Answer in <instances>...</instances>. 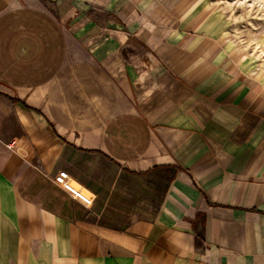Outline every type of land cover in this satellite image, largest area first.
<instances>
[{
  "label": "crops",
  "instance_id": "crops-1",
  "mask_svg": "<svg viewBox=\"0 0 264 264\" xmlns=\"http://www.w3.org/2000/svg\"><path fill=\"white\" fill-rule=\"evenodd\" d=\"M228 27L218 0H0V264H264V29Z\"/></svg>",
  "mask_w": 264,
  "mask_h": 264
},
{
  "label": "rangeland",
  "instance_id": "rangeland-1",
  "mask_svg": "<svg viewBox=\"0 0 264 264\" xmlns=\"http://www.w3.org/2000/svg\"><path fill=\"white\" fill-rule=\"evenodd\" d=\"M218 1L229 17L228 34L246 43L255 42L264 29V5L255 0Z\"/></svg>",
  "mask_w": 264,
  "mask_h": 264
},
{
  "label": "built area",
  "instance_id": "built-area-1",
  "mask_svg": "<svg viewBox=\"0 0 264 264\" xmlns=\"http://www.w3.org/2000/svg\"><path fill=\"white\" fill-rule=\"evenodd\" d=\"M53 181L62 189L70 193L74 198H78L85 204H90L91 199L82 194L78 190L74 189L71 183L68 181V173L65 170H60L53 178Z\"/></svg>",
  "mask_w": 264,
  "mask_h": 264
}]
</instances>
